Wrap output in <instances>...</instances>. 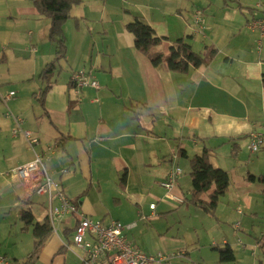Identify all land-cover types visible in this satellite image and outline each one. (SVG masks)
Listing matches in <instances>:
<instances>
[{
	"label": "crops",
	"instance_id": "obj_1",
	"mask_svg": "<svg viewBox=\"0 0 264 264\" xmlns=\"http://www.w3.org/2000/svg\"><path fill=\"white\" fill-rule=\"evenodd\" d=\"M211 1L80 0L62 26L67 50L41 103L43 81L38 74L55 55L47 34L49 19L37 13L31 0H0V209L16 208L22 222L25 208L34 221L44 220L48 198L32 190L34 177L13 181L6 172L33 161L35 153L55 142L45 171L89 218L129 224L144 212L145 220L123 231L143 252H165L172 255L169 262L181 260L201 242L202 233L213 253L227 244L234 254L232 261L217 258L221 262L217 264H239L238 246L233 249L230 240L235 241L236 222L227 235L229 228L221 221L229 213L236 220L230 208L221 215L217 205L216 220L210 223L190 204L189 161L206 150L211 165L227 172L219 156L229 159L247 148L249 133L264 124V48L256 47L262 42L255 35L259 29L248 26L250 20L264 19V1L247 6L241 0H216L215 11ZM135 16L164 37L155 51L166 55L168 46L185 36L201 56L209 48L215 51L204 64L190 65L185 72L171 71L164 63L153 66L125 29ZM81 69L98 81L99 88L84 86L77 96L71 76ZM14 88H35L38 96L30 94L39 106L23 93L16 97ZM9 91L14 96L3 100ZM14 115L22 118L21 128L39 138L37 145L29 146L21 134H11ZM173 166L180 173L168 193L180 200L167 196L160 185ZM62 168L66 171L60 173ZM260 185L263 193L264 184ZM249 188L237 187L235 192L242 197ZM109 192L123 195L112 199V209L106 200ZM225 194L227 202H233L231 193ZM150 203H155L153 210ZM173 212L178 219L172 218ZM74 224L72 215L55 223L38 261L64 264ZM29 226L32 230V224L25 223L23 229ZM248 227L253 229L252 222Z\"/></svg>",
	"mask_w": 264,
	"mask_h": 264
},
{
	"label": "built area",
	"instance_id": "obj_2",
	"mask_svg": "<svg viewBox=\"0 0 264 264\" xmlns=\"http://www.w3.org/2000/svg\"><path fill=\"white\" fill-rule=\"evenodd\" d=\"M199 15H195V21L199 23ZM251 29H259L260 37H264V19H255L248 22ZM71 83L74 93L78 96L80 89L84 86L99 88V83L88 75L84 70L72 73ZM14 91H9L2 97L3 100L14 96ZM11 116L10 112L6 113ZM15 126L11 129V134L16 136L21 134L28 142L29 146L39 143V138L28 129L20 127L22 118L13 116ZM57 148V144L52 142L46 144L44 149L35 153L33 161L20 165L6 172L7 178L13 181H27L31 176L34 177L32 190L38 194H45L48 198V206L43 210L42 217H48L52 229L55 223L60 222L66 215L74 216L75 224L71 233V242L82 250V254H77L80 264H169L172 255L165 252L148 254L128 241L123 233L125 228L135 225V222L123 224L118 220L109 219L107 222L93 220L86 216L79 207L72 202L61 189L60 183L53 180L45 171L44 162L52 155ZM247 148L251 152L264 149V124L260 130L249 133ZM66 169L59 170L60 173ZM180 173L178 166H173L160 181V185L166 189L167 196L176 198L169 190L173 187L177 175ZM180 200L179 198H176ZM149 209L155 208V203L148 205ZM41 217V218H42ZM144 217V216H143ZM145 218V217H144ZM40 219V218H39ZM235 229H239V222L234 224ZM0 264H11V262L0 254Z\"/></svg>",
	"mask_w": 264,
	"mask_h": 264
},
{
	"label": "rangeland",
	"instance_id": "obj_3",
	"mask_svg": "<svg viewBox=\"0 0 264 264\" xmlns=\"http://www.w3.org/2000/svg\"><path fill=\"white\" fill-rule=\"evenodd\" d=\"M244 1V2H243ZM259 0H241L244 5L254 4ZM264 1V0H261ZM212 11H215L218 2L216 0H212ZM263 12L260 11V14ZM264 15V13L262 14ZM194 19V18H193ZM251 21V20H250ZM259 33V34H258ZM255 35L257 39H260V31H256ZM255 37V36H254ZM261 44L256 43L257 48H264V37L261 38ZM261 59H264V56H261ZM13 87V86H11ZM4 89V88H2ZM6 89V88H5ZM17 92L16 97H20L21 93L27 96L33 104L39 106V102L36 98L31 97V92H36L35 96L37 97V90L35 88H27V91H24V88H14ZM219 159L223 162L224 169L227 170V173L230 178V183L228 189L225 193L230 192L233 202H227L226 194L224 193L219 197L218 207L222 209L221 215H224L227 208H230L231 212L234 214V219L232 218L231 213H229V218L226 216L221 217V221L229 228L226 233L229 235V230L232 229L231 223L239 222V229L235 230L234 240L231 238L232 247L238 246L239 253V264H264V235L261 236L264 232V194L261 190V185L257 181H249L248 175L250 174H263L264 175V149H260L256 152H251L246 147L241 148L237 151V154L234 156L224 157L223 155L219 156ZM234 165V166H233ZM187 172H188V164H187ZM188 174V173H187ZM250 186L248 191H244L242 193V197L239 196L237 192V187H240L241 190L243 187ZM114 190V188L109 189ZM236 190V192H235ZM115 191L122 192L120 188H117ZM119 193V194H120ZM119 194H112V192L108 193L107 202L110 208L112 209V199L123 197L119 196ZM165 194L162 193V196ZM121 195V194H120ZM244 197V198H243ZM152 200L155 198L150 196ZM161 198V197H160ZM248 200L250 204L248 205L245 201ZM192 204V203H190ZM189 204V205H190ZM193 206V204H192ZM124 205L121 206L123 208ZM240 208L241 213L236 214V210ZM196 212L198 214H202L206 221L214 222L216 218L214 216H207L201 208L196 207ZM8 211V212H7ZM137 209H134V214ZM38 213V212H37ZM144 213V212H143ZM141 213L137 214V218L135 222L145 220L147 215ZM188 215V214H187ZM145 218H144V217ZM178 215L173 212L172 218L178 219ZM196 219H200L198 216H195ZM151 221L149 220L148 223ZM197 223L198 221H194ZM252 222L253 229L248 230V224ZM207 223V224H210ZM28 226V224H26ZM24 222L20 221L18 217V211L16 208L14 210L12 208L3 212L0 209V254L7 255L6 257L14 262L16 259L21 260L25 258L28 251H30L33 245V235L31 226L23 229ZM233 230V229H232ZM195 233H199L196 231ZM201 233V231H200ZM236 235V236H235ZM14 240L17 242L14 243ZM189 254L187 258L173 259L169 264H217L219 256L216 252L213 253V250L209 244V240H206V236L201 233V242L188 249ZM244 252V254L242 253ZM5 253V254H3ZM77 254H82V250L75 246L71 240L69 239V243L67 244L66 252L64 253V264H80V261L77 257ZM39 264L42 262L39 260ZM223 264V263H222Z\"/></svg>",
	"mask_w": 264,
	"mask_h": 264
},
{
	"label": "trees",
	"instance_id": "obj_4",
	"mask_svg": "<svg viewBox=\"0 0 264 264\" xmlns=\"http://www.w3.org/2000/svg\"><path fill=\"white\" fill-rule=\"evenodd\" d=\"M31 1L37 13L49 19L47 34L49 41L55 45L53 59L47 62L38 74L39 79L43 81V86L39 91V100L42 103L44 95L52 85V76L56 69V64L59 59L65 57L67 50L62 26L70 18L71 7L78 4L80 0ZM125 29L132 34L134 47L148 56L153 66L164 63L171 71L185 72L190 65L198 66L204 64L215 51L214 48H209L205 55L201 56L193 51L187 41L188 36H185L168 46L165 55L162 51H155L161 45L164 37L158 36L153 28L141 18L135 16L125 24ZM1 59H3V56H1ZM261 83L264 87V73H262ZM180 156H184V153L181 152ZM189 163L191 177L190 201L209 215L214 216L219 197L225 193L230 183L228 173L211 165L206 150L201 155L192 156ZM248 180H257L264 184V175L258 177L249 175ZM21 216L25 224H32L33 247L25 258L16 259L11 264H36L43 246L51 235L52 226L48 217H45L43 221H34L31 212L26 208L22 209ZM216 250L219 255V261L226 262L234 259V254L229 245H220Z\"/></svg>",
	"mask_w": 264,
	"mask_h": 264
}]
</instances>
